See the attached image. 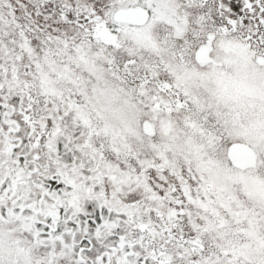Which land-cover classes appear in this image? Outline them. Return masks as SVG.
<instances>
[{
	"label": "snow or ice",
	"instance_id": "1",
	"mask_svg": "<svg viewBox=\"0 0 264 264\" xmlns=\"http://www.w3.org/2000/svg\"><path fill=\"white\" fill-rule=\"evenodd\" d=\"M0 264H264V0H0Z\"/></svg>",
	"mask_w": 264,
	"mask_h": 264
}]
</instances>
